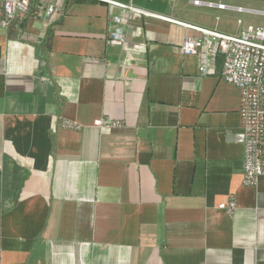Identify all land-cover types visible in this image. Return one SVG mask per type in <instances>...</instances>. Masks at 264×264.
I'll return each instance as SVG.
<instances>
[{
  "label": "crops",
  "instance_id": "1",
  "mask_svg": "<svg viewBox=\"0 0 264 264\" xmlns=\"http://www.w3.org/2000/svg\"><path fill=\"white\" fill-rule=\"evenodd\" d=\"M194 1L220 3L32 0L0 25V264H264V177L242 183L239 90L221 57L200 76L179 50L198 36L188 26L239 32Z\"/></svg>",
  "mask_w": 264,
  "mask_h": 264
},
{
  "label": "built area",
  "instance_id": "2",
  "mask_svg": "<svg viewBox=\"0 0 264 264\" xmlns=\"http://www.w3.org/2000/svg\"><path fill=\"white\" fill-rule=\"evenodd\" d=\"M32 0H1L0 25L7 26L18 14L27 15ZM111 5L126 8L131 12L146 14L140 8L118 2L103 0ZM194 6L214 8L263 18L259 25H248L236 35L188 26L198 33L197 37H186L179 47L183 55L195 57L200 76L208 75L214 68L215 58L221 57L220 77L227 84L239 90V129L243 138V177L242 183L254 186L264 177V11L211 2L194 1ZM45 17L57 15V9L48 5ZM115 28L109 34L107 43L122 46L125 43L123 20L114 17ZM96 127H117L119 122L94 123ZM64 127L78 129L71 123ZM234 202L223 205L228 212L234 209Z\"/></svg>",
  "mask_w": 264,
  "mask_h": 264
},
{
  "label": "rangeland",
  "instance_id": "3",
  "mask_svg": "<svg viewBox=\"0 0 264 264\" xmlns=\"http://www.w3.org/2000/svg\"><path fill=\"white\" fill-rule=\"evenodd\" d=\"M214 2H220L221 4L230 5L232 7L248 8L256 11H264V0H212ZM217 19L208 18L205 19L214 26H218L220 29L226 30L228 33H237L241 29L248 25H259L263 22V18L257 16H251L231 11L219 12Z\"/></svg>",
  "mask_w": 264,
  "mask_h": 264
},
{
  "label": "trees",
  "instance_id": "4",
  "mask_svg": "<svg viewBox=\"0 0 264 264\" xmlns=\"http://www.w3.org/2000/svg\"><path fill=\"white\" fill-rule=\"evenodd\" d=\"M114 2H118L124 5H131L134 6L136 8H140L142 10H147L151 7V5H153L154 3H162L161 0H111Z\"/></svg>",
  "mask_w": 264,
  "mask_h": 264
}]
</instances>
